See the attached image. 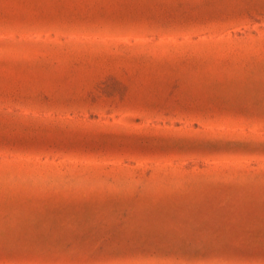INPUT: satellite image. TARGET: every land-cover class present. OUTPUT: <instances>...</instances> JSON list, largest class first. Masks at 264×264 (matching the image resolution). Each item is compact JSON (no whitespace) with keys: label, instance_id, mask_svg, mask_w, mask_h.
Wrapping results in <instances>:
<instances>
[{"label":"rangeland","instance_id":"rangeland-1","mask_svg":"<svg viewBox=\"0 0 264 264\" xmlns=\"http://www.w3.org/2000/svg\"><path fill=\"white\" fill-rule=\"evenodd\" d=\"M0 264H264V0H0Z\"/></svg>","mask_w":264,"mask_h":264}]
</instances>
